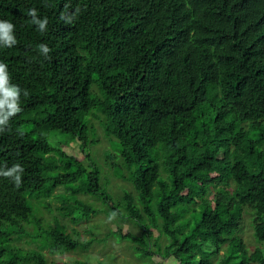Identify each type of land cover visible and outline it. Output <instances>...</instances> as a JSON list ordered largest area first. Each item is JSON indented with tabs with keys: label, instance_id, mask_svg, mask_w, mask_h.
<instances>
[{
	"label": "trees",
	"instance_id": "1",
	"mask_svg": "<svg viewBox=\"0 0 264 264\" xmlns=\"http://www.w3.org/2000/svg\"><path fill=\"white\" fill-rule=\"evenodd\" d=\"M66 5L80 9L71 25L60 19ZM30 8L47 16L46 33ZM0 20L17 39L0 46V61L29 93L0 133V168L25 169L19 187L0 177V264H47L42 251L70 245L58 217L78 224L111 212L113 228L99 239L86 231L84 251L114 235L146 259L264 264V249L250 253L237 231L249 211L264 247V0H0ZM98 129L104 162L132 189L118 200L89 155ZM74 141L83 160L63 149ZM214 171L225 172L218 183ZM50 199L57 215L44 228L34 214ZM23 240L29 252L14 245Z\"/></svg>",
	"mask_w": 264,
	"mask_h": 264
},
{
	"label": "rangeland",
	"instance_id": "2",
	"mask_svg": "<svg viewBox=\"0 0 264 264\" xmlns=\"http://www.w3.org/2000/svg\"><path fill=\"white\" fill-rule=\"evenodd\" d=\"M93 123L96 121L93 120ZM98 135L95 138L96 144L90 146L89 155L96 162H98L101 166V183L106 187L108 193L114 198L119 199L122 196L123 191H132L131 186L116 178L113 174L112 169L104 162V152L109 149L108 140L102 136V133L97 130ZM68 141V137L63 138V146ZM80 143L74 141L70 143L69 146L64 147L63 149L70 155L76 157L79 160H83L84 155L79 150ZM112 153L113 150H111ZM225 172H217L214 171L211 174V179H215L216 183H218L219 178ZM217 185H214L212 191L213 193L217 188ZM65 190L60 189L57 192L64 194ZM185 194H189L188 191H185ZM190 195V194H189ZM81 199V195L71 194L67 197L68 201H73L74 199ZM83 200L86 201V197H83ZM95 205L100 206V203L96 200H91ZM40 203V201L38 202ZM51 205V210H41L38 213L34 214L35 216L42 218L43 227L48 228L55 224L54 219L57 215L54 211V208L58 205L53 199L47 201ZM233 203L229 201L227 203V208H232ZM59 221L66 227V233L68 234V238L70 239V245L68 247V252L64 255H50L47 251H42V255L44 256L47 264H69L75 260L86 261L88 264H176V261L172 258L162 259L159 256H154L151 259H146L143 257L141 253L136 250L137 244H134L128 240H121L118 236H109L105 239L103 243H93L91 247L84 251L79 246V241L89 240L91 238L90 234H87L86 231H90L92 233L97 234L98 239L102 238L103 235L111 228H113L114 224L112 221H108V217L105 214H100L98 216H93L87 221H82L78 224L71 222L68 219H61ZM125 227H131L129 223L124 224ZM29 232L33 231V226L28 227ZM131 230L135 231L132 227ZM75 232L80 233V238L77 239L75 236ZM237 231H240V235L244 242L247 245V248L250 253H252L255 248L264 249L261 245H259L253 236V231L251 228V213L247 211L244 214L242 226L239 227ZM157 233L154 231V236ZM13 236H16L14 234ZM15 238V237H14ZM25 240L22 242L16 241L14 245L18 248H21L24 252H29L30 248L24 245ZM161 242V241H160ZM162 245L164 244V240H162ZM215 264H218L215 261Z\"/></svg>",
	"mask_w": 264,
	"mask_h": 264
},
{
	"label": "clouds",
	"instance_id": "3",
	"mask_svg": "<svg viewBox=\"0 0 264 264\" xmlns=\"http://www.w3.org/2000/svg\"><path fill=\"white\" fill-rule=\"evenodd\" d=\"M68 7L69 5H66V10L60 14V19L65 24L71 25L77 19L80 9L76 8L68 12ZM27 15L30 17V23L36 26L37 31L40 33L48 31L49 20L47 16L41 18L35 8L28 9ZM16 44L15 25L8 20H0V46L12 48ZM36 50L45 59L50 58L51 49L46 43L38 44ZM22 92L25 97L29 94L18 85L11 83L8 65L0 61V133L8 128L10 119L21 111L20 96ZM24 171L25 169L20 163H15L10 168L6 166L0 168V177L10 179L16 187H19L23 183L22 174ZM116 215V212H111L108 221L114 220Z\"/></svg>",
	"mask_w": 264,
	"mask_h": 264
}]
</instances>
